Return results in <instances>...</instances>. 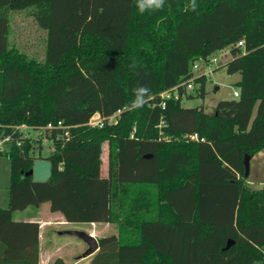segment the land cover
<instances>
[{
  "label": "trees",
  "instance_id": "obj_1",
  "mask_svg": "<svg viewBox=\"0 0 264 264\" xmlns=\"http://www.w3.org/2000/svg\"><path fill=\"white\" fill-rule=\"evenodd\" d=\"M191 3L165 0L140 13L136 0H0V10L34 7L46 31L44 59H27L8 48L9 22L0 15V137L13 138L4 152L9 200L0 207V264L39 263V224L12 213L44 202L67 222L118 226L97 238L90 264H264V167L262 187L251 189L243 163L264 149V0ZM226 48L231 59L223 66L240 75L238 96L219 100L211 113L183 106L194 96L180 85L193 62ZM205 80L195 78L197 96ZM141 85L150 95L132 108ZM173 87L177 97L160 96ZM118 109L114 123L84 124L93 112ZM57 120L71 125L69 134L50 131L45 157L33 154L39 140L12 129ZM104 141L107 176L100 173ZM37 158L51 162L45 182L26 175Z\"/></svg>",
  "mask_w": 264,
  "mask_h": 264
},
{
  "label": "rangeland",
  "instance_id": "obj_2",
  "mask_svg": "<svg viewBox=\"0 0 264 264\" xmlns=\"http://www.w3.org/2000/svg\"><path fill=\"white\" fill-rule=\"evenodd\" d=\"M34 7H27L24 9H11L4 6L0 10V15L8 18L9 22V34H8V48L12 51L24 53L27 59H33L35 61H42L45 53L46 43V31L39 28L33 13ZM213 58H215L214 61ZM231 59L230 51L228 48L215 51L209 58H199L193 62L197 65L194 69V75L206 76L204 87V96H197L198 88L200 84L193 79V88L189 90L194 96L192 98L183 97L181 104L185 107H194L203 105L206 112L211 113L214 105L223 99H231L234 97V92L238 91L236 82L240 79L238 73L228 74L223 66L227 61ZM9 63L13 60L18 64L15 57L9 58ZM86 67L90 66L92 60L84 61ZM74 64V63H73ZM78 65L82 63H77ZM89 69V68H88ZM12 65L10 64V69ZM89 71V70H87ZM86 71V72H87ZM91 72V71H90ZM90 72H87L85 76H88ZM21 74L16 73V77L20 79ZM25 79V77H23ZM27 82V81H26ZM36 90V89H34ZM106 115V118H110L113 114ZM254 115V113H253ZM117 118H111V121L117 120ZM32 136H35L33 131H30ZM34 141V139H32ZM34 156L41 155L45 157L52 152L53 146L51 142H47L42 145V149L39 151L38 145L34 144ZM108 142L102 143L101 150V163L100 173L106 175L108 170ZM249 174L246 178L247 184L251 189H257L260 181L263 178L264 167V150L255 154L250 160ZM8 185H9V161L4 153L0 154V207H7L8 201ZM43 208L48 206V203H43ZM34 208V207H31ZM51 218V223L47 226V237L45 242L48 246L53 257H62L65 264H90L92 255L83 256V253L88 248V245L79 237L71 234H60L62 231H82L89 235L96 233V238L99 236H105L109 234L117 233L118 226L114 223L109 227H105L101 223H86V222H67L56 221V218L60 212L48 211ZM111 227V229H109ZM79 260V261H78ZM76 261H78L76 263Z\"/></svg>",
  "mask_w": 264,
  "mask_h": 264
},
{
  "label": "built area",
  "instance_id": "obj_3",
  "mask_svg": "<svg viewBox=\"0 0 264 264\" xmlns=\"http://www.w3.org/2000/svg\"><path fill=\"white\" fill-rule=\"evenodd\" d=\"M237 46H243V42L239 41L237 43ZM214 60H215V58H213V60H211V61H214ZM195 68H197V65L193 64L192 65V72L194 71ZM202 75H204V74H202ZM198 76H200V75H198ZM198 76H195L194 72H193V75L190 78H188L187 80L180 83V85L186 86V89L189 91L190 89L193 88V79L198 77ZM176 89H177L176 87H173L171 90L163 91L160 93V96L162 98H168L172 94L171 92H174L175 97H177ZM234 96L235 97L238 96V91L234 92ZM120 112H121V109H118L116 111V113L113 114L110 118H106L101 113L96 111V112H93L91 114V116L88 118L87 122H85L84 124L86 126H89V127L100 128V127L104 126L105 123H107V122L108 123L116 122V119L111 121V118H117V116L120 114ZM70 126L71 125L65 124L63 120H57V122H55V123L49 122L43 126H30L27 124H20V125L12 126V129H13V132L19 131L23 137H28V138H30V140L34 139V141L39 140L42 145H45L47 142H51V140H52L51 138L48 137V134L50 131L55 130V129H59L62 131V133H61L62 137H66L69 134L68 129ZM30 131H33L35 133V136H32L30 134ZM188 137L190 139H197V134L194 133V134L188 135ZM56 138H58V136H56ZM12 141H13V138H12L11 134H5V135L0 137V154L9 150Z\"/></svg>",
  "mask_w": 264,
  "mask_h": 264
},
{
  "label": "crops",
  "instance_id": "obj_4",
  "mask_svg": "<svg viewBox=\"0 0 264 264\" xmlns=\"http://www.w3.org/2000/svg\"><path fill=\"white\" fill-rule=\"evenodd\" d=\"M261 151H259L258 153H260ZM249 164H250V162H249ZM107 175H108V170H107V174L102 175V176H107ZM262 180H263V178H262ZM262 185H263V182L260 181L259 187L257 189L261 188ZM8 187H9V185H8ZM8 200H9V193H8ZM7 204H8V201H7ZM42 205H43V203L41 205H39L38 207L28 206L27 208H25L23 210L14 211L12 213V218L15 221H35L39 224V243H38L39 244V263L38 264H52V262L55 258L53 257V253L51 254V252L49 251L48 246L45 242V237H47V235H48L47 234V226L51 223L52 219L47 218V216L50 215L48 212V211H50L49 203H48V206H46L44 208ZM31 207H34V208H31ZM51 213H53V212H51ZM53 219H56V221H65L63 216L61 215V213L56 218L53 217ZM101 224L104 225L105 227H107V226L109 227L110 225H112V223H108V222L107 223H101ZM109 229H111V227ZM117 233H118V229H117ZM117 233H115V234H117ZM91 235L96 237L95 232L92 233ZM78 261H76V263Z\"/></svg>",
  "mask_w": 264,
  "mask_h": 264
},
{
  "label": "water",
  "instance_id": "obj_5",
  "mask_svg": "<svg viewBox=\"0 0 264 264\" xmlns=\"http://www.w3.org/2000/svg\"><path fill=\"white\" fill-rule=\"evenodd\" d=\"M152 155L151 154H144L143 158L147 159L150 158ZM251 156L246 154L244 156V167H245V176L247 177L249 174V162H250ZM26 175H31L32 180L34 182H45L47 181L50 176H51V162L47 159L44 158H37L33 161V165L30 170L26 172ZM71 234L75 235L79 238H81L87 245L88 248L86 251L83 253V256H89L92 255L94 252L98 250V240L96 237L89 235L85 232L82 231H62L60 234ZM232 243L231 240H229L225 246V248H228L230 244Z\"/></svg>",
  "mask_w": 264,
  "mask_h": 264
},
{
  "label": "clouds",
  "instance_id": "obj_6",
  "mask_svg": "<svg viewBox=\"0 0 264 264\" xmlns=\"http://www.w3.org/2000/svg\"><path fill=\"white\" fill-rule=\"evenodd\" d=\"M165 0H136V6L140 13L146 11H156L164 7ZM197 7L195 0H192L191 8ZM134 100L131 103L132 108L143 107L146 103V97L150 95V89L146 85H141L133 90Z\"/></svg>",
  "mask_w": 264,
  "mask_h": 264
}]
</instances>
